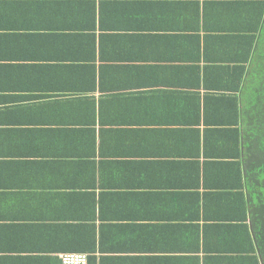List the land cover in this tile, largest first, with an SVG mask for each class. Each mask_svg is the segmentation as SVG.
<instances>
[{
    "label": "crops",
    "instance_id": "1",
    "mask_svg": "<svg viewBox=\"0 0 264 264\" xmlns=\"http://www.w3.org/2000/svg\"><path fill=\"white\" fill-rule=\"evenodd\" d=\"M259 1L0 0V264L90 254L75 246L94 264H263L202 186L229 182L212 160L241 128ZM49 82L84 92L59 105Z\"/></svg>",
    "mask_w": 264,
    "mask_h": 264
},
{
    "label": "trees",
    "instance_id": "2",
    "mask_svg": "<svg viewBox=\"0 0 264 264\" xmlns=\"http://www.w3.org/2000/svg\"><path fill=\"white\" fill-rule=\"evenodd\" d=\"M259 2L261 14L255 30L250 34V43L245 44V60L247 61L241 64V71L239 70L240 73L236 75L241 81V86L235 88L239 94L231 98L238 108L241 128L231 130L229 142L225 141V136L222 139L220 137L218 152L217 149L214 152L217 160H212L215 166L214 172L218 176L224 175L229 182H223L219 177V179H212L210 182L213 185H211L204 175L206 179L202 186L208 193H213L211 195L215 196L216 201L214 202H219V208H226L225 203L229 202L228 214L224 217L215 216L216 222L214 223H218V220L223 221L221 223L232 224L233 227L240 228L238 230L244 231L245 240L250 245L249 252L252 251L253 254L261 256L264 264V0ZM91 49H94V46ZM60 52L61 49L56 51L55 59L60 57ZM93 54L85 56V63L80 59L81 64L77 66L81 68H74L75 76H81L83 81L91 84V87L85 89L87 93L90 90L94 91L95 88V56ZM30 67L22 66V68L29 69ZM58 68L61 69L60 66L56 67ZM68 72H71V69ZM52 83L49 82V94L44 95L43 98L55 99V103L59 105L62 101L66 103L68 98L74 97L78 100L76 96L84 92L76 89L75 94L67 95L71 93L67 91L69 90L67 85L62 84L61 87H57L55 83ZM31 88L33 86L24 85L18 87V92ZM218 137L219 134L214 136V139ZM226 145L233 147H226ZM200 177L202 179L201 172ZM232 211L236 213L232 214ZM67 250L90 252L88 264H94L91 254L93 248L75 246Z\"/></svg>",
    "mask_w": 264,
    "mask_h": 264
},
{
    "label": "built area",
    "instance_id": "3",
    "mask_svg": "<svg viewBox=\"0 0 264 264\" xmlns=\"http://www.w3.org/2000/svg\"><path fill=\"white\" fill-rule=\"evenodd\" d=\"M87 259L84 253H65L60 256V264H87Z\"/></svg>",
    "mask_w": 264,
    "mask_h": 264
},
{
    "label": "rangeland",
    "instance_id": "4",
    "mask_svg": "<svg viewBox=\"0 0 264 264\" xmlns=\"http://www.w3.org/2000/svg\"><path fill=\"white\" fill-rule=\"evenodd\" d=\"M87 264H88V259H87Z\"/></svg>",
    "mask_w": 264,
    "mask_h": 264
}]
</instances>
